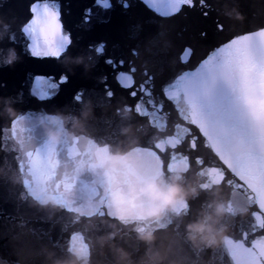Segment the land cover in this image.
Instances as JSON below:
<instances>
[{
  "label": "water",
  "instance_id": "obj_1",
  "mask_svg": "<svg viewBox=\"0 0 264 264\" xmlns=\"http://www.w3.org/2000/svg\"><path fill=\"white\" fill-rule=\"evenodd\" d=\"M172 2L178 7L165 14L152 6L155 0H108L110 7L104 0H0V18L10 25L6 35L11 36L0 42V97L10 98L22 117L13 124L0 116V264H14L10 241L27 229L58 257L70 258L71 247L92 243L100 234L87 228L81 214L92 211L113 217L115 198L157 168L170 174L188 167L186 180L198 187L199 195L189 201L184 214L164 222L178 256L183 253L189 264H239L233 255L236 248L260 252L264 205L220 159L223 146L218 138L235 145L240 134L223 122L210 123L202 102L222 94L241 108L255 102L242 98L247 65L234 50L238 43L250 44L248 52L257 72L264 74V0ZM45 4L59 13L61 33L70 38L59 58L33 57V37L22 30L34 18L30 8L42 9ZM101 44L104 50L98 53ZM10 47L19 60L3 66ZM77 58L83 62L76 63ZM120 73L128 74L129 87L119 82ZM65 75L68 82L59 84L51 98L33 95L37 77L59 83ZM79 93L82 99L76 101ZM86 101H91L92 115L82 136L52 143L46 133L52 127L48 116L58 112L79 116ZM3 108L0 102V112ZM246 115L251 122L254 113ZM128 126L133 128L132 136L122 134ZM104 145L131 150L132 155L111 171L94 170L95 148ZM213 181H222L219 189ZM205 183L213 186L201 188ZM31 190L53 192L62 208L51 210V218L47 210L30 208ZM217 191L216 198L230 202L234 209L222 219L225 238L213 248L194 249L184 225L209 210ZM142 206L138 203V210ZM94 222L98 223L95 218ZM136 226L158 228L140 222L127 228L121 225L117 243L134 257L145 247L136 239ZM93 253L92 264H97L95 248ZM262 261L264 257L258 264ZM103 264L114 261L109 255Z\"/></svg>",
  "mask_w": 264,
  "mask_h": 264
},
{
  "label": "clouds",
  "instance_id": "obj_2",
  "mask_svg": "<svg viewBox=\"0 0 264 264\" xmlns=\"http://www.w3.org/2000/svg\"><path fill=\"white\" fill-rule=\"evenodd\" d=\"M0 25H3L0 42L5 38L11 39L10 35H6L10 25L2 18ZM26 26H22V30ZM18 60L17 51L10 47L7 49V59L3 66H11ZM82 62V58H77L76 63ZM0 102L4 104L0 116H6L13 124L22 118L13 108L10 98L0 97ZM124 111L127 113L129 109L125 108ZM91 115V101L84 103L79 116L69 117L59 112L49 115L48 120L52 127L46 129L48 139L52 143H59L65 136L69 139L80 138L85 129V122ZM122 134L132 136L133 128L131 126L123 128ZM131 155V150L122 151L119 148L113 150L110 145L97 146L94 151V170L111 171L126 162ZM188 172V167L179 168L170 174L162 168H157L152 175L139 177L133 189L122 192L115 198L113 201L115 215L111 218L101 217L92 211L82 213L87 228L100 234L92 243L84 241L71 247L70 258L58 257L53 249L34 237L31 229L16 234L10 241L16 257L14 264H92L93 248L96 249L97 264H103V259L109 255L114 264H189L183 253L179 256L176 254L175 239L168 231V224L164 223L169 221L171 216L184 214L182 210L189 208V201L199 195L198 187L186 180ZM221 183L222 181H213L217 189ZM213 185L205 183L200 187L208 189ZM218 195V191L213 193L214 198L208 204L209 210L200 211L195 219L184 225L187 241L194 249L202 246L213 248L225 238L226 227L222 224V219L234 209L230 206V202L217 199ZM28 196L31 198L29 207L35 208L38 212L47 210L49 218H51V210L62 208L60 199L51 191L31 190ZM138 203L143 205L139 210ZM94 218L98 223L94 222ZM76 219L79 221L80 215ZM134 222H140L141 225H158L156 231L145 226L134 228L136 239L145 246L144 251L135 257L117 243L121 236V225L127 228ZM102 229L108 230L101 231Z\"/></svg>",
  "mask_w": 264,
  "mask_h": 264
},
{
  "label": "snow or ice",
  "instance_id": "obj_3",
  "mask_svg": "<svg viewBox=\"0 0 264 264\" xmlns=\"http://www.w3.org/2000/svg\"><path fill=\"white\" fill-rule=\"evenodd\" d=\"M187 2L190 3L191 0ZM104 5L110 7L108 0H104ZM152 6L158 11L164 10L165 14L178 7L172 0H155ZM30 11L34 14V18L23 29L25 33L33 37L30 54L33 57L59 58L65 46L70 43L69 36L61 33V25L58 22L59 13L53 11L47 4L42 9L33 5ZM261 36H264V33H261ZM244 40L247 41L248 38L245 37ZM250 47L251 45L246 42L238 43L234 54L247 65L241 83L242 98L252 99L255 102L241 108L236 105L232 97L222 94L216 100L209 99L202 102L203 115L210 123L223 122L240 134L235 145L225 137L218 138V142L223 146L220 159L227 169L243 182L242 186L255 192L261 204L264 205V74H258L257 67L248 52ZM103 50V44L96 49L98 53H102ZM106 62L114 63L111 60ZM120 63L122 65L123 62ZM119 77V82L124 87L130 86L127 73H120ZM67 82V75L61 77L59 83L37 77L32 92L41 100L49 99L59 88V84ZM82 95V93L76 94L74 99L80 101ZM109 95H111L110 92ZM253 113L254 118L249 122L246 114ZM257 247L261 249L258 254L236 248L233 255L238 258L239 264H258L264 257V245Z\"/></svg>",
  "mask_w": 264,
  "mask_h": 264
}]
</instances>
